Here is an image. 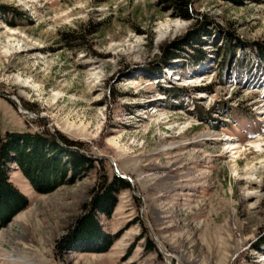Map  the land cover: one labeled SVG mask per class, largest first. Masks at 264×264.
Here are the masks:
<instances>
[{"label": "rangeland", "instance_id": "1", "mask_svg": "<svg viewBox=\"0 0 264 264\" xmlns=\"http://www.w3.org/2000/svg\"><path fill=\"white\" fill-rule=\"evenodd\" d=\"M175 1L0 0V264H264V0Z\"/></svg>", "mask_w": 264, "mask_h": 264}, {"label": "trees", "instance_id": "2", "mask_svg": "<svg viewBox=\"0 0 264 264\" xmlns=\"http://www.w3.org/2000/svg\"><path fill=\"white\" fill-rule=\"evenodd\" d=\"M184 1L185 0H176L175 4L176 8L182 12H179L178 15L183 18H187L188 14L185 13L186 11L183 7ZM76 38L78 37L73 36L72 40ZM12 135L13 134L10 133H0V206L3 205L5 201L7 204L10 201L15 204L14 197L12 195L13 191L4 180L7 163L10 160H13L19 166H21L25 174L33 181L35 185L38 186L49 185L52 183V181L54 183V180L58 179L59 175L62 173V171H64V167L57 164L56 162L46 159L45 157L47 155L44 151L46 146L48 147L47 151L53 153L57 152L56 150H58V147L56 146V143L27 133L19 135L15 134V136ZM72 159L73 160H70L72 165H74V163L77 165L79 164L81 168H84L85 164L87 163L85 158L76 159L75 162L74 158ZM104 186L105 185L102 184V194L109 193L110 191L119 193L129 188L127 181L117 177H113L111 183L106 184L105 187ZM49 188H44V190H50ZM95 201L96 198L94 199V202ZM9 205H11V203ZM80 225H83V221ZM151 250L155 251L156 249L154 246H152Z\"/></svg>", "mask_w": 264, "mask_h": 264}, {"label": "water", "instance_id": "3", "mask_svg": "<svg viewBox=\"0 0 264 264\" xmlns=\"http://www.w3.org/2000/svg\"><path fill=\"white\" fill-rule=\"evenodd\" d=\"M25 112L29 114V111L25 110Z\"/></svg>", "mask_w": 264, "mask_h": 264}]
</instances>
